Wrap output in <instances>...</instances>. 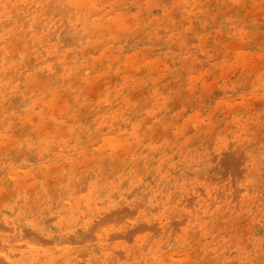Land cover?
I'll use <instances>...</instances> for the list:
<instances>
[{
    "label": "rangeland",
    "instance_id": "rangeland-1",
    "mask_svg": "<svg viewBox=\"0 0 264 264\" xmlns=\"http://www.w3.org/2000/svg\"><path fill=\"white\" fill-rule=\"evenodd\" d=\"M105 2L0 0V240L70 249L51 264H264V0ZM46 192L92 200L70 228L10 217Z\"/></svg>",
    "mask_w": 264,
    "mask_h": 264
},
{
    "label": "bare ground",
    "instance_id": "bare-ground-1",
    "mask_svg": "<svg viewBox=\"0 0 264 264\" xmlns=\"http://www.w3.org/2000/svg\"><path fill=\"white\" fill-rule=\"evenodd\" d=\"M101 1V0H100ZM106 2H107V0H105ZM109 1V0H108ZM16 2V1H15ZM22 2V1H21ZM97 2V1H96ZM103 2V1H102ZM105 2V3H106ZM189 2H190V0H189ZM4 3V2H3ZM18 3V2H17ZM16 3V4H17ZM26 3V2H25ZM105 3H103V4H105ZM6 4V3H5ZM19 4V3H18ZM24 4V3H23ZM95 4V3H94ZM25 5V4H24ZM105 5H107V4H105ZM150 5V4H149ZM155 5V4H154ZM25 7H26V5H25ZM24 7V8H25ZM89 7H90V5H89ZM108 7V6H107ZM15 8V7H14ZM96 8H97V6H96ZM120 8V7H119ZM21 9V8H20ZM155 9V8H154ZM153 9V10H154ZM187 9H189V8H187ZM203 9V8H202ZM102 10V9H101ZM152 10V9H151ZM152 10V11H153ZM198 10V9H197ZM21 11V10H20ZM189 11V10H188ZM194 11V10H193ZM25 12V11H24ZM190 12V11H189ZM196 12V11H195ZM169 13H171V12H169ZM184 13H186V12H184ZM194 13V12H193ZM242 13V12H241ZM23 14V13H22ZM26 14V13H25ZM111 14V13H110ZM141 14V13H140ZM187 14V13H186ZM21 15V14H20ZM119 15V14H118ZM122 15V14H121ZM124 16H125V14H123ZM122 15V16H123ZM139 15V14H138ZM123 16V17H124ZM166 16V15H165ZM31 17V16H30ZM114 18H115V16H113ZM117 17V16H116ZM128 17V16H127ZM134 17V16H133ZM152 17V16H151ZM159 17V16H158ZM28 18V17H27ZM131 18V17H130ZM171 18V17H170ZM12 19V18H11ZM24 19V18H23ZM123 19H127L126 17H124V18H121V20H123ZM153 19H154V17H153ZM165 19V22L167 21L166 20V18H164ZM117 20V19H116ZM130 20V19H129ZM140 20V19H139ZM170 20V19H169ZM168 20V21H169ZM12 21H13V19H12ZM124 21V20H123ZM150 21H152V20H150ZM163 21V20H162ZM129 23V22H128ZM131 23V22H130ZM129 23V24H130ZM33 24H35V23H33ZM166 24V23H165ZM132 25H133V23H132ZM144 25V24H143ZM147 25V24H146ZM149 25V24H148ZM159 25V24H158ZM164 25V24H163ZM167 25H169V24H167ZM113 26V25H112ZM135 26V25H134ZM150 26V25H149ZM154 26H155V24H154ZM171 26H173V25H171ZM165 27V26H164ZM170 28V27H169ZM20 29H22V28H20ZM163 29V28H162ZM174 29V28H173ZM243 30V29H242ZM132 31V30H131ZM12 34V33H11ZM14 34V33H13ZM12 34V35H13ZM25 34V33H24ZM179 34V33H178ZM6 35V34H5ZM5 35H3V36H5ZM27 35V34H26ZM2 36V35H1ZM171 36V35H170ZM169 36V37H170ZM7 37V36H6ZM20 37H22V35L20 36ZM3 38V37H2ZM16 38V37H15ZM25 38H26V36H25ZM4 39V38H3ZM13 39V38H12ZM21 39V38H20ZM25 40V39H24ZM5 42H6V40H4ZM3 41V42H4ZM11 41V40H10ZM1 42V41H0ZM9 42V41H8ZM13 42V41H12ZM5 44V43H4ZM3 44V45H4ZM88 47V46H87ZM93 47H95V46H93ZM1 48V47H0ZM3 48V47H2ZM16 49V48H15ZM29 50V49H28ZM27 50V51H28ZM92 50H93V48H92ZM95 50H97L96 48H95ZM105 53V52H104ZM15 54V53H14ZM20 54H22V53H20ZM103 55V54H102ZM111 55V54H110ZM109 55V56H110ZM14 56H16V54L14 55ZM35 56V55H34ZM108 56V57H109ZM107 57V56H106ZM136 57V56H135ZM134 57V58H135ZM101 58V57H100ZM112 58H114V56L112 57ZM120 58H121V56H120ZM133 58V59H134ZM31 59V58H30ZM97 59H99V58H97ZM102 59V58H101ZM101 59H99V60H101ZM128 59H130V57L128 58ZM132 59V57H131V60H133ZM137 59V58H136ZM139 59V58H138ZM137 59V60H138ZM143 60H146V59H144L143 58ZM142 60V61H143ZM31 61H32V59H31ZM33 61H34V59H33ZM91 61V60H90ZM102 61V60H101ZM141 61V62H142ZM160 61V60H159ZM128 61H126V65L128 66V63H127ZM139 62H140V60H139ZM148 62V61H147ZM158 62V61H157ZM162 62V61H161ZM154 63H156V62H154ZM166 63V62H165ZM33 65L35 64V63H32ZM31 64V65H32ZM133 64H134V62H133ZM138 64H140V63H138ZM144 64V63H143ZM159 64V63H158ZM135 65V64H134ZM137 65V64H136ZM163 65H165V64H163ZM41 66V65H40ZM83 66V65H82ZM139 66V65H138ZM141 66V65H140ZM135 67V69H137V67L136 66H134ZM158 67V66H157ZM165 67H166V65H165ZM39 68V67H38ZM139 68V67H138ZM34 69H35V67H34ZM159 69H160V67H159ZM134 71V70H133ZM158 71V70H157ZM141 72V71H140ZM81 73V72H80ZM82 73H84V72H82ZM159 73V72H158ZM66 74V73H65ZM85 74V73H84ZM83 74V75H84ZM150 74V73H149ZM157 74V73H156ZM107 75V74H106ZM105 76V75H104ZM54 77V76H53ZM52 77V78H53ZM97 77H98V75H97ZM168 77V76H167ZM100 78H102V77H100ZM159 78V77H158ZM194 78V77H193ZM162 79V78H161ZM164 79V78H163ZM178 79V78H177ZM86 80V79H85ZM139 80V79H138ZM141 80V79H140ZM139 80V81H140ZM94 82V81H93ZM98 82V81H97ZM121 82V81H120ZM119 82V83H120ZM126 82V81H125ZM148 82V81H147ZM151 82V81H150ZM150 82H148V84L150 83ZM65 83V82H64ZM143 83V82H142ZM152 83V82H151ZM196 83V82H195ZM42 84H43V81H42ZM61 84V83H60ZM76 83H74V85H75ZM123 84H125L124 82H123ZM130 84V83H129ZM147 84V85H148ZM126 85H128L127 83H126ZM153 85H156V84H153ZM171 85V84H170ZM38 86H39V84H38ZM64 87L66 86V85H63ZM93 86V85H92ZM96 86H98V83H97V85ZM48 87H49V85H48ZM47 87V88H48ZM166 87V86H165ZM169 87V86H168ZM173 87V86H172ZM171 87V88H172ZM100 89H102V87H99ZM111 88V87H110ZM114 88V87H113ZM116 88V87H115ZM155 88V87H154ZM194 89H195V87H193ZM71 89H73V88H71ZM91 89V88H90ZM95 89H96V87H95ZM49 90V89H48ZM117 90V89H116ZM192 90V89H191ZM106 92V91H105ZM168 92V91H167ZM43 93V92H42ZM42 93H40V94H42ZM85 93V92H84ZM98 94H101L100 92L98 93ZM108 94V93H107ZM113 93H112V90H111V95H112ZM118 94H119V91H118ZM105 95V94H104ZM116 95V94H115ZM121 95H123V94H121ZM124 95H127V94H124ZM61 96V95H60ZM99 96V95H98ZM113 96V95H112ZM111 96V97H112ZM59 97V96H58ZM116 97V96H115ZM119 97H121L120 95H119ZM60 98V97H59ZM87 98V97H86ZM90 98V97H89ZM99 98H101L100 96H99ZM98 98V99H99ZM104 98H106V97H104ZM124 98H125V96H124ZM126 98H127V96H126ZM93 99V98H92ZM68 100V99H67ZM82 100V99H81ZM95 100V99H94ZM110 100H112V98L110 99ZM109 100V101H110ZM123 100V99H122ZM62 101V100H61ZM60 101V102H61ZM63 102V101H62ZM66 102H68V101H66L65 100V104L67 105V103ZM53 103H55V101L53 102ZM72 103H74L73 101H72ZM62 104V103H61ZM64 104V103H63ZM64 104V105H65ZM79 104V103H78ZM88 104V103H87ZM101 104V103H100ZM135 104V103H134ZM71 105V104H70ZM80 105V104H79ZM89 105V104H88ZM93 105V104H92ZM112 105H113V103H112ZM112 105L110 106V108L112 107ZM62 107H63V105H61ZM68 106V105H67ZM66 106V107H67ZM90 106H91V102H90ZM97 106V105H96ZM98 106H101V105H98ZM51 107H52V105H51ZM61 107V108H62ZM88 107V106H87ZM30 108H31V106H30ZM60 108V106L57 108V110ZM70 108H71V106H70ZM74 108V107H73ZM90 108V107H89ZM109 108V107H108ZM134 108V107H133ZM53 109V108H52ZM112 109V108H111ZM132 109V108H131ZM19 110V109H18ZM32 110V109H31ZM70 110V109H69ZM102 110V109H101ZM16 111V110H15ZM75 111L77 112V110L75 109ZM74 111V112H75ZM94 111H95V108H94ZM13 112V111H12ZM11 112V113H12ZM18 112V111H17ZM46 112V111H45ZM44 112V113H45ZM54 112H55V109H54ZM71 112H72V110H71ZM79 112V111H78ZM93 112V111H92ZM122 112V111H121ZM56 113V112H55ZM82 113H84V112H82ZM10 114V113H9ZM80 114V113H79ZM96 114H99V113H96ZM73 115V114H72ZM76 115H77V113H76ZM115 115V114H114ZM113 115V116H114ZM56 116H57V114H56ZM81 116V115H80ZM97 116V115H96ZM52 117V116H51ZM118 117H119V115H118ZM177 117H180V116H177ZM197 117V116H196ZM212 117V116H211ZM73 118V117H72ZM90 119H91V117H89ZM95 118V117H94ZM93 118V119H94ZM33 119V118H32ZM39 119V118H38ZM96 119V118H95ZM120 119V118H119ZM4 120V119H3ZM13 120V119H12ZM30 120V119H29ZM92 120V119H91ZM179 120V119H178ZM177 120V121H178ZM37 121V120H36ZM35 121V122H36ZM99 122H101L100 120H99ZM179 122V121H178ZM178 122H176L177 124H178ZM5 123V122H4ZM7 123V122H6ZM43 123H44V120H43ZM48 123V122H47ZM64 123V122H63ZM66 123V122H65ZM83 123V122H82ZM32 124V123H31ZM54 124V123H53ZM43 125V124H42ZM48 125H49V123H48ZM47 125V126H48ZM106 125H107V123H106ZM214 125H215V123H214ZM149 126V125H148ZM52 127V126H51ZM51 127H49V128H51ZM110 127V126H109ZM115 127V126H114ZM48 128V129H49ZM75 128H76V126H75ZM113 128V127H112ZM149 128H150V126H149ZM152 128V127H151ZM150 128V129H151ZM38 129V128H37ZM46 129V128H45ZM44 129V130H45ZM69 129V128H68ZM77 129V128H76ZM81 129V128H80ZM17 131H18V129H16ZM36 130V129H35ZM41 130V129H40ZM47 130V129H46ZM69 130H72V127H71V129H69ZM75 130V129H74ZM109 130V129H108ZM113 130V129H112ZM116 130V129H115ZM173 130V129H172ZM39 131V130H38ZM50 132L52 131V130H49ZM53 131H54V129H53ZM100 131V130H99ZM41 132V131H40ZM64 132V131H63ZM67 132H68V130H67ZM77 132V131H76ZM75 131L73 132V133H76ZM115 132V131H114ZM157 132V131H156ZM43 133H45L44 131H43ZM172 133V132H171ZM156 134V133H155ZM62 135V134H61ZM162 134H160V136H161ZM48 136H50V135H48ZM47 136V137H48ZM150 136V135H149ZM156 136V135H155ZM36 137V136H35ZM61 137V136H60ZM80 136H78V138H79ZM157 138V137H156ZM100 139V138H99ZM116 139V138H115ZM114 139V140H115ZM101 140V139H100ZM128 140V139H127ZM130 140V139H129ZM67 141V140H66ZM90 141V140H89ZM102 141V140H101ZM113 141V140H112ZM145 141V140H144ZM168 141V140H167ZM98 142V141H97ZM130 142H131V140H130ZM153 142H154V140H153ZM93 143L95 144V142L93 141ZM103 143V142H102ZM110 143H113V142H111L110 141ZM126 143H128V142H126ZM143 143H145V142H143ZM157 143V142H156ZM19 144V143H18ZM100 144V143H99ZM113 145V144H112ZM127 145V144H126ZM126 145H125V148H126ZM130 145V144H129ZM128 145V146H129ZM98 146V145H97ZM117 146V145H116ZM115 146V147H116ZM132 146V145H131ZM85 147V146H84ZM96 147V146H95ZM103 147V146H102ZM112 147V146H111ZM115 147H113V148H115ZM118 147V146H117ZM130 147V146H129ZM137 147V146H136ZM100 148V147H99ZM109 148V147H108ZM123 148V147H122ZM1 149V148H0ZM74 149V148H73ZM88 149V148H87ZM95 149V148H94ZM116 149V148H115ZM118 149V148H117ZM135 149V148H134ZM167 149V148H166ZM85 150V149H84ZM90 149H88V151H89ZM98 150V149H97ZM114 150V149H113ZM124 150V149H123ZM131 150V149H130ZM129 150V151H130ZM184 150V149H183ZM1 151V150H0ZM72 151V150H71ZM100 151V150H99ZM122 151V150H121ZM126 151H127V149H126ZM125 151V152H126ZM185 151V150H184ZM81 152V151H80ZM107 152H109V151H107ZM119 152H120V150H119ZM101 153H103V152H101ZM109 153H111V152H109ZM118 153V152H117ZM9 154H11V153H9ZM70 154H72V153H70ZM106 154V153H105ZM115 154V153H114ZM66 155H67V153H66ZM69 155V154H68ZM85 155V154H84ZM93 155V154H92ZM95 155H97V154H95ZM101 155V154H100ZM99 155V156H100ZM110 155V154H109ZM26 156V155H25ZM79 156V155H78ZM98 156V155H97ZM99 156H98V159H99ZM114 156V155H113ZM116 156V155H115ZM27 157V156H26ZM84 157V156H83ZM110 157H112L111 155H110ZM117 157V156H116ZM24 158V157H23ZM70 158H72V157H70ZM69 158V159H70ZM88 158L89 157H86V159H87V161H88ZM91 158V157H90ZM106 158V157H105ZM20 159V158H19ZM32 159V158H31ZM62 159H64V158H62ZM67 159H68V157H67ZM74 159H76V158H74ZM95 159V158H94ZM97 159V160H98ZM115 159V158H114ZM120 159V158H119ZM126 159V158H125ZM22 160V159H21ZM30 160V159H29ZM38 161H39V159H37ZM71 160V159H70ZM77 160V159H76ZM83 160V159H82ZM90 160V159H89ZM121 160H123V159H121ZM127 160V159H126ZM25 161V158H24V160L23 161H20V162H24ZM32 161H34V160H32ZM85 161V160H84ZM92 161V160H91ZM107 161V160H106ZM114 161V160H113ZM31 162V161H30ZM64 162V161H63ZM95 162V161H94ZM115 162V161H114ZM129 162H130V160H129ZM73 163H74V160H73ZM82 163V162H81ZM97 163V162H96ZM101 163V162H100ZM99 163V164H100ZM32 164V163H31ZM74 164H76V163H74ZM88 165L89 166V164H91V163H89V164H87V162L86 163H84L83 165ZM98 164V163H97ZM129 164V163H128ZM127 164V165H128ZM62 165V164H61ZM85 165V166H86ZM105 165V164H104ZM123 164H121L120 166H119V168L122 166ZM155 165V164H154ZM84 166V167H85ZM58 167V166H57ZM114 167H115V165H114ZM114 167H113V169H114ZM60 168V167H59ZM92 168V167H91ZM58 170V169H57ZM60 170H61V168H60ZM71 170V169H70ZM76 170V169H75ZM84 170H86V168L84 169ZM97 170V169H96ZM100 170H101V168H100ZM109 170V169H108ZM107 170V171H108ZM119 170V169H118ZM106 171V170H105ZM23 172H24V170H23ZM53 172V171H52ZM65 172V171H64ZM95 172V171H94ZM77 173H78V169H77ZM116 173V172H115ZM69 174H70V172H69ZM128 174V173H127ZM34 175V174H33ZM40 175V174H39ZM38 175V176H39ZM41 175H42V173H41ZM113 175V174H112ZM154 175V174H153ZM10 176V175H9ZM85 176H86V174H85ZM12 176H10V178H11ZM42 177V176H41ZM70 177H72V176H70ZM104 177V176H103ZM79 178H81V177H78V179ZM76 179V178H75ZM77 179V180H78ZM83 179V178H82ZM87 179V178H86ZM13 180H14V177H13ZM16 180V179H15ZM14 180V181H15ZM33 180V179H32ZM35 180V179H34ZM58 180V179H57ZM81 180V179H80ZM120 180V179H119ZM30 181H31V179H30ZM56 181V180H55ZM124 181V180H123ZM19 182H21V181H19ZM23 182H24V184L26 183L24 180H23ZM32 182V181H31ZM86 182V181H85ZM114 182V181H113ZM17 183H18V181H17ZM28 183H30V182H28ZM51 183V182H50ZM73 183V182H72ZM79 183V182H78ZM78 183H77V186H79L78 185ZM82 183H83V181H82ZM97 183V182H96ZM24 184H23V186H24ZM36 184V183H35ZM80 184V183H79ZM87 184V183H86ZM97 185V184H96ZM22 186V185H21ZM23 186L21 187V188H23ZM26 186V185H25ZM27 186L28 187H30L31 185L30 184H27ZM37 186V185H36ZM83 186H84V183H83ZM86 186V185H85ZM110 186H111V184H110ZM110 186H108V187H110ZM178 186V185H177ZM57 187H59V186H57ZM75 187V186H74ZM98 187V186H97ZM96 187V188H97ZM33 188H34V186H33ZM56 188V187H55ZM78 189H80V186L79 187H77ZM85 188V187H84ZM30 189V188H29ZM87 189V188H86ZM85 189V190H86ZM171 189V188H170ZM170 189H169V191L168 192H170ZM27 190V189H26ZM56 190V189H55ZM93 190V189H92ZM17 191V190H16ZM53 191V190H52ZM76 191V190H75ZM77 191H80V190H77ZM88 191V190H87ZM109 191L110 192H112V193H116V192H118L119 190L117 189V188H110L109 189ZM165 191V190H164ZM163 191V192H164ZM39 192V191H38ZM95 192V191H94ZM65 193V192H64ZM76 193V192H75ZM22 194H23V192H22ZM25 194V193H24ZM98 194V193H97ZM77 195V194H76ZM92 195V194H91ZM95 195V194H94ZM11 196V195H10ZM14 196V195H13ZM32 196V195H31ZM31 196H28V197H22V196H20V195H18L17 197L15 196V197H13L12 199H11V204H10V207H9V209H10V217L11 218H13V219H19V221H17V222H20V221H23V223H26L25 222V220L24 219H27V221L28 222H30V223H27L28 225H31L33 228H35L36 230L38 229V227L39 226H41V225H44V223H47V222H53L54 220H55V216L57 215V214H60V213H63V212H66V216L64 217V221H65V223H66V227L67 228H70L71 227V225H74V224H76L77 223V221L75 220V218L73 217V215L71 214V213H73V210H77V208H79V204H81V203H85V202H90L91 203V198H88L86 201H79V200H76V203L74 204V205H70V207L69 208H62V209H60V210H58L57 209V203H58V201L62 198V195L61 194H55V193H51V192H49V193H45V194H43V196H42V198L41 197H39V196H35V198L34 197H31ZM34 196V195H33ZM95 197V196H94ZM70 198H72V197H70ZM74 199V198H73ZM79 199V198H78ZM83 199V198H82ZM96 199V198H95ZM147 199V198H146ZM63 200H64V197H63ZM187 200V199H186ZM65 201V200H64ZM144 201H145V199H144ZM60 202V201H59ZM66 202V201H65ZM106 202V201H105ZM104 202V203H105ZM97 203V202H96ZM162 203V202H161ZM189 203V202H188ZM193 203V202H192ZM87 204V203H86ZM3 205V204H2ZM1 205V206H2ZM189 205H190V203H189ZM188 205V206H189ZM65 206V205H64ZM140 206V205H139ZM65 207H67V206H65ZM92 207V206H91ZM126 207V206H125ZM135 207V206H134ZM187 207V206H186ZM132 208V207H131ZM139 208V207H138ZM140 209H142V207H140ZM3 210V209H2ZM135 210H136V208H135ZM122 211V210H121ZM134 211V210H133ZM123 212V211H122ZM125 212V211H124ZM136 212H138V211H135V213ZM148 212H150V211H148ZM171 212V211H170ZM45 213H54V214H56L55 216H50L49 217V219H45L46 217H44V214ZM127 213V212H126ZM69 214H71V215H69ZM120 214V213H119ZM182 214V213H181ZM196 214V213H195ZM199 214V213H198ZM75 216V215H74ZM111 216V215H110ZM113 216H114V214H113ZM121 216L123 217V215L121 214ZM127 216V215H126ZM17 217V218H16ZM57 217V216H56ZM118 217V216H117ZM195 217V216H194ZM53 219L52 221H51V219ZM185 218V217H184ZM121 219H123V218H121ZM111 220V219H110ZM113 220V219H112ZM110 221V222H113V221ZM148 220V219H147ZM146 220V221H147ZM179 220V219H178ZM186 220V219H185ZM194 220H195V218H194ZM63 221V222H64ZM115 221H118L117 219H116V217H115ZM196 221V220H195ZM59 222V221H58ZM179 222V221H178ZM60 223V222H59ZM109 223V222H108ZM114 223V222H113ZM119 224H120V222H118ZM185 223V222H184ZM196 223H197V221H196ZM242 223V222H241ZM103 224H105V222L103 223ZM102 224V225H103ZM107 224V223H106ZM115 224H116V222H115ZM171 224V223H170ZM173 224V223H172ZM180 224V223H179ZM1 225V224H0ZM110 225H111V223H110ZM148 225V224H147ZM1 226H3V225H1ZM98 226V225H97ZM104 226H106V225H104ZM177 226V225H176ZM175 226V227H176ZM180 226V225H179ZM185 226V225H184ZM22 225H21V231H24L25 233H27L26 231H25V229H24V227H23V230H22ZM96 227V226H95ZM95 227H93V231H96V232H98L97 230H99V229H97L98 227H96V230H95ZM100 227V226H99ZM107 227V226H106ZM173 227V226H172ZM1 228H3V227H1ZM145 228V227H144ZM158 228H159V224H158ZM163 227H161V229H162ZM7 229V228H6ZM6 229H2L3 230V233H4V231L6 230ZM11 228H8V231L6 230L5 231V233H7V232H9V230H10ZM30 229V228H29ZM104 229V228H103ZM139 229V228H138ZM197 229V228H196ZM245 229V228H244ZM1 230V229H0ZM19 230H20V228H19ZM147 229H145V231H146ZM172 230V229H171ZM177 230H179V229H177ZM176 230V231H177ZM12 232H13V230H11ZM20 231V232H21ZM66 231V230H65ZM101 231H103V230H101ZM106 231H107V229H106ZM17 232H19V231H17ZM23 232V233H24ZM135 232H136V230H135ZM151 232H152V230H151ZM171 232H173V231H171ZM2 233V234H3ZM5 233H4V235H5ZM24 233V234H25ZM31 233L33 234V232L31 231ZM30 233V234H31ZM34 233H36V232H34ZM93 233V232H92ZM92 233H91V235H92ZM153 233H154V231H153ZM249 233V232H248ZM10 234H12V233H10ZM20 234H22V233H19V235ZM89 234H90V232H89ZM139 234V233H138ZM18 234H17V236H19ZM99 235V234H98ZM169 235V234H168ZM172 235H174L173 233H172ZM171 235V236H172ZM220 235H221V233H220ZM225 235H226V233H225ZM6 236V235H5ZM17 236H15V237H17ZM21 236V235H20ZM25 236V235H24ZM28 236V235H27ZM101 236V235H100ZM167 236V235H166ZM14 237V236H13ZM23 237V236H22ZM88 237V236H87ZM97 237H99V236H97ZM109 237V236H108ZM112 237H113V235H112ZM111 237V238H112ZM175 237V236H174ZM24 238V237H23ZM23 238H21L20 237V239H22L23 240ZM25 238H29V236L28 237H25ZM24 238V239H25ZM37 240V242H38V237H35ZM94 238V237H93ZM100 238V237H99ZM111 238H109V240H111ZM115 238H118V237H116L115 236ZM120 238V237H119ZM170 238V237H169ZM172 238H173V236H172ZM13 239H15V238H13ZM13 239H11L10 241H12ZM63 239V238H62ZM96 239V238H95ZM19 240V239H18ZM29 240H31V241H34V239H29ZM64 240V239H63ZM100 240H102V239H100ZM105 240V239H104ZM114 240V239H113ZM112 240V241H113ZM36 241H34V242H36ZM48 241V240H47ZM67 241H69L68 239H67ZM72 241V240H71ZM82 241V240H81ZM89 241H90V238H89ZM169 241H171V240H169ZM23 242H25V241H23ZM41 242V241H40ZM39 242V243H40ZM54 242V241H53ZM88 241H87V239H86V243H87ZM90 242H92V241H90ZM19 243H22V242H18L17 244H19ZM38 243V244H39ZM57 243V242H56ZM78 243V242H77ZM173 243V242H172ZM172 243H169L170 245L172 244ZM196 243V242H195ZM194 243V244H195ZM215 243V242H214ZM2 244V246L1 247H3V250H6V249H8V251L6 252L5 251V253H0V264H51V262L52 261H54V260H56V261H62V260H65L67 263L68 262H70L69 261V259H70V255H71V251H70V249H60L59 250V252L57 253V255L58 256H54V257H51L50 256V258H51V261L49 262L48 260H46L45 258H44V256L45 255H47L48 254V252L49 251H47L46 249H44L43 247H41V246H36V245H33L32 243H26L24 246H22L21 244V247H17L16 249H13L12 247H14V245H10L9 244V242H8V239H1L0 240V245ZM37 244V243H36ZM44 244V243H43ZM46 244V243H45ZM44 244V245H45ZM49 244V243H48ZM64 244V243H63ZM76 243H74V245H75ZM101 244V243H100ZM125 244V243H124ZM41 245H42V243H41ZM110 245V244H109ZM168 245V244H167ZM46 246V245H45ZM44 246V247H45ZM165 246V245H164ZM177 246V245H176ZM74 248V247H73ZM109 249V248H108ZM165 250H168L167 248L165 249ZM100 251V250H99ZM40 252H41V254H40ZM94 252V251H93ZM96 253V252H95ZM100 253V252H99ZM105 253V252H104ZM174 253V252H173ZM97 254V253H96ZM177 254H178V252H177ZM48 255H51L50 253L48 254ZM73 255V254H72ZM95 255V254H94ZM61 256V257H60ZM72 257V256H71ZM80 256H78V258H79ZM48 259H49V257H48ZM54 259V260H53ZM73 259V258H72ZM108 259V258H107ZM118 259V258H117ZM182 259V258H181ZM77 260V259H76ZM123 260V259H122ZM176 260V259H175ZM78 261V260H77ZM121 262V261H120ZM62 263V262H61ZM76 263V262H75ZM114 263V262H113ZM79 264V263H78ZM115 264H117V263H115Z\"/></svg>",
    "mask_w": 264,
    "mask_h": 264
}]
</instances>
